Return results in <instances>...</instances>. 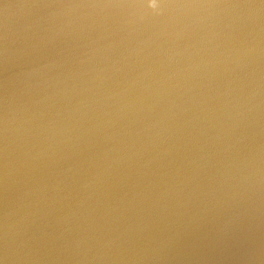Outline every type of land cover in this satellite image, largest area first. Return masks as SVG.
Wrapping results in <instances>:
<instances>
[{"label": "water", "instance_id": "95a60500", "mask_svg": "<svg viewBox=\"0 0 264 264\" xmlns=\"http://www.w3.org/2000/svg\"><path fill=\"white\" fill-rule=\"evenodd\" d=\"M0 264H264V0H0Z\"/></svg>", "mask_w": 264, "mask_h": 264}]
</instances>
